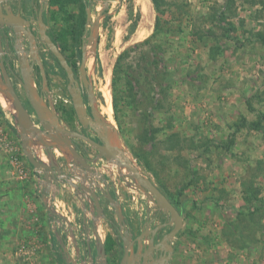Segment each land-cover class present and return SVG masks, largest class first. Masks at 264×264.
I'll return each mask as SVG.
<instances>
[{
  "label": "rangeland",
  "instance_id": "1",
  "mask_svg": "<svg viewBox=\"0 0 264 264\" xmlns=\"http://www.w3.org/2000/svg\"><path fill=\"white\" fill-rule=\"evenodd\" d=\"M157 1L160 12L151 0L91 1V20L99 13L102 17L97 45L86 54V70L101 108L106 78L112 105L111 79L117 57L153 33L152 42L159 46L158 51H148L150 46L135 48L123 62L131 67L129 71H139L144 65L141 53L150 52L151 59L158 61L153 77L159 85L150 87L143 75L135 74L139 81L132 83L136 93L133 99L123 92L124 82L120 81L121 128L113 118V109L110 118L100 111L117 130L123 148L139 171L169 199L179 202L183 223L174 239L177 250L171 264H264V0ZM142 3L147 5L146 15L141 11ZM59 16L62 18L54 24L58 29L69 23L64 20L66 15ZM156 18L159 26L155 32ZM78 44L67 43L66 52H70L73 62L79 58L70 49H78ZM64 79L62 71L52 68L46 98L53 104L58 96L65 98L61 92ZM142 91L148 96L147 103L152 97L162 102V107L154 111L147 106ZM128 101H133L131 108L126 106ZM11 111L10 103L0 93V264H65L64 255L71 248L59 241L68 230L62 207L70 210L67 216L71 233L73 227L78 236L82 233V217L85 230L98 228L103 240L111 235L102 215L107 204L102 201L104 208L99 211L94 201L84 204L85 190L91 191L102 181L110 185L117 199L122 189L128 191L133 200L124 205L131 218L153 206L124 179L121 173L126 172L121 168L119 171L115 164L103 168L99 163L85 179L79 171L72 174V168L66 167L63 173L68 181L74 178L72 175L79 176L78 182L73 180L81 186L83 195L59 180H52V189L45 188L42 170L38 177L17 178L13 175L12 156H18L25 168L31 166ZM28 113L34 125L32 111ZM148 113L156 132L145 142L138 119ZM256 122H260L257 127ZM28 149L32 157L57 169L61 168L56 162L58 157L64 156L68 164L73 161L65 146L52 152L33 140ZM4 170L8 171L6 176ZM15 185L21 190L14 202L18 211L7 200L8 191L13 193ZM43 195L47 205L42 203ZM248 195L250 204L245 200ZM257 206L260 211L255 212ZM110 208L107 212L112 216ZM242 211L254 216H241ZM51 222H59L60 226L53 228ZM93 223L96 225L91 227ZM76 247L82 254L88 251L82 241H77Z\"/></svg>",
  "mask_w": 264,
  "mask_h": 264
},
{
  "label": "flooded vegetation",
  "instance_id": "2",
  "mask_svg": "<svg viewBox=\"0 0 264 264\" xmlns=\"http://www.w3.org/2000/svg\"><path fill=\"white\" fill-rule=\"evenodd\" d=\"M81 1L83 3H86L87 5V7L85 8V22L83 24L81 34L80 35L74 34L76 38L78 36V40L80 44H78L79 45L78 49H75V48L70 49V51L74 52L76 58L78 56L79 58L78 62L71 61L69 57L70 52H66L67 50H64L62 45L60 44V41L56 39L55 34L58 32L56 33L52 32L50 29V25L48 22L49 15H48V12L46 11V6L48 5L49 0H46V1L45 0H33L31 2L33 5L31 12L29 14H25L23 13V11H21L23 14L20 13V15L24 17L25 19L32 21V25L30 26V31L35 37L34 39L35 51H29V41L27 38L26 39L24 38L23 46H22L23 51H18V50L17 51H1L0 50V63L3 64L8 74L9 80L13 86V90L17 98L20 100L21 104L26 108L27 111L29 109L32 111L33 118H34L33 120L34 126L43 131V127L40 125L39 121L37 120V117L35 116L34 111L30 107L28 103V99L25 97V94L22 88L20 75H19V62L22 61L23 57H25L26 60L29 62V65H31V77H32L33 84L36 90L38 91L39 95L45 100L47 106L53 110L56 116V120H57L56 124L60 128H62L65 132H68L64 134H60V133L56 134V133L49 132L51 136L55 137L57 135L59 139L58 141H52V140H48V141L55 145L56 144L59 145V143L61 144L70 143L71 147L82 158V160L85 161L87 165V167L84 168V167H81L80 164H78V167L76 166L75 170H73L74 168L71 169V172L72 174H76L79 171L80 176L83 179H85V178H89L88 174L93 173L97 170L99 163H102L101 165L104 168V167H107V164H113V162L107 161L104 157L100 155V151L94 145L89 143V142H92L93 144H96L98 146H101V147L104 146V142L101 136L98 134L99 132L98 130H100V125H99L100 122L102 120L107 121V118L103 117L104 114L103 112H101L102 108L99 104L97 94L95 93V90L90 81V78L87 75V70H86L87 61L85 65L87 85H85L81 79V73H80L81 48H82V45L86 43L87 35H88V31H86L85 29V25L87 23L86 10L89 9L90 11L92 0H81ZM71 4L72 6L74 5L77 7L76 12L75 13L73 12L72 14H69L67 12V14L69 17H71V20L74 23V19L76 15L78 14V4H74V3H71ZM15 6L17 8V0L11 1L10 8H13V7L15 8ZM3 9L4 8H2V13H3ZM39 14L41 15V19L43 23L46 25L45 34L55 44V46L60 51L62 56L65 58V60L67 61L68 65L70 66L73 72V77L75 81L77 82V87L79 89L78 91L81 96L82 104L85 110V120L87 122L86 125H82L76 116V113L74 111L73 104L71 101V97L67 89L68 80L66 78L64 70L61 68L58 61L53 56V54L48 50L45 44H43L40 36L38 35V24L36 21L39 17ZM100 15L102 17V13H100ZM75 30H78V29H74V31ZM67 37H68V41L71 42L69 36ZM68 46L69 45H67V47ZM33 58H37L38 61H36ZM72 63H74L75 66H73ZM55 67H57V69L62 71L64 74L65 84H64L63 91L61 92H63V94L65 95V98L58 96L59 99L56 100L55 103L53 104V102L48 97L46 98V95H48L47 93L51 89L52 81L50 80V76H51L52 68H55ZM42 70L44 72V77H45V82H46L45 87H43V83H42ZM0 75H1V70H0ZM94 126L99 127L97 128L98 130H95ZM50 149H52V152H54L53 150L55 148L50 147ZM56 162L60 165L61 171L59 173L57 171H54V173L52 172L48 173V178L51 177L53 178V180H57L58 175L64 174L63 172L66 170V167L69 163L65 159L64 156L62 158L58 157L56 159ZM53 168L55 169L56 167L54 166ZM72 177H74L73 179H76V181L79 180L78 175L76 177L72 175ZM81 177H80V180H81ZM65 178H66L65 179L66 182L65 180L63 182H65L68 186L72 187V189H75L78 194L82 193L83 190L81 186L75 185L76 183L73 179L72 180L70 179V181H68V177L66 176ZM149 180L153 183L151 179ZM132 186L134 187L133 184ZM79 189H81L82 191ZM122 191L123 192L121 193L119 192L121 194L120 199H117V196L114 195L113 189L110 187V185L103 181L100 182V184L98 185L95 184L91 191L87 192L85 190L86 198L88 200L84 198V200L86 201L84 202V204H87L88 202L90 204H93V202L91 201H94L96 203L97 211H99L100 208H104L101 206L102 201H104L107 204L106 209H103L102 215H103V218L107 222L106 225L107 227H109L108 230H110L112 233L111 235H106L102 242L103 264H120L121 260L124 257H125V260L123 264H171L176 254V250H177L174 239L177 237L182 226L180 230L176 233L173 239L163 240L166 234L169 233V231L173 228V224H170V225L167 224L169 221L168 214L155 208V206L153 205L151 207L148 206L147 209L144 210V213L142 215H136L135 217L131 218L132 216L130 217L127 215V210L129 209L128 207H125L126 205L124 204L125 203L128 204L129 200L131 201L133 200V198L129 196L128 191H126L125 189L124 190L122 189ZM159 191L167 198V200L175 207L178 213L182 216V223H183V215L179 209V205L172 203L169 197H167L160 189ZM125 197H126V200H125ZM115 199L117 201L119 200L118 201L119 205L117 202H115ZM97 200L98 202H100V205L97 202ZM147 201L150 202L148 199ZM112 202H115L116 204H112ZM148 202H146V205ZM110 205H111L110 213L112 216H110V214L108 213L109 212L108 209ZM97 211L95 212L96 214H97ZM118 214L121 218L120 221L118 218ZM103 218L101 220H103ZM80 219H81L80 227L82 226L80 231L84 233L85 228L83 226L85 222H84V219H82V217ZM93 225H96V224L93 223L91 227H93ZM92 232L93 231H88L89 235L92 236L93 234ZM75 233H76V230H75ZM107 237L111 238L113 242V246L106 251L105 243H106ZM123 238L124 239L126 238V242ZM124 243H126L125 246H124ZM89 244H90V248L88 249L92 251L91 255L95 259V257L97 258V246L98 245L93 240H90ZM124 247L127 249L126 254L124 252Z\"/></svg>",
  "mask_w": 264,
  "mask_h": 264
},
{
  "label": "water",
  "instance_id": "3",
  "mask_svg": "<svg viewBox=\"0 0 264 264\" xmlns=\"http://www.w3.org/2000/svg\"><path fill=\"white\" fill-rule=\"evenodd\" d=\"M10 1L11 0H0V27L7 29L5 32L3 30L4 33L1 34L3 39L7 38L6 41H8V44L10 46L7 47V45H5V48H7V51H17V50L23 51L22 49L23 40L24 38L25 39L27 38L29 41V51H35L34 49L35 37L30 31V26L32 25V21L25 19L20 14H13L10 11L11 9ZM2 8H4L3 13H2ZM86 13H87V18H86L87 23L85 25V29L86 31H88V35H87V43L83 44L81 48V66H80L81 79L85 85H87L86 72H85V65L87 61L86 54L88 51L94 50L97 45V31L101 19L100 13L94 21L91 20L89 9L86 10ZM36 22L38 24V35L40 36L43 44H45L48 50L53 54V56L56 58L59 65L65 72L66 78L68 80L67 89L71 97V101L76 116L82 125H86L87 122L85 120V110L82 104L81 96L78 91L79 89L77 87V82L73 77V72L70 66L68 65L67 61L65 60V58L62 56L60 51L55 46V44L45 34L46 25L43 23L40 14ZM87 47H89L88 50ZM33 59L38 61L37 58H33ZM0 70H1L0 93L3 96L12 99V104L15 111L14 116L16 122L19 125L20 136L23 138L22 147L24 151V156L27 159L29 165L35 169L42 170L43 177L46 180H48L49 172L54 173V171H57L59 173L61 171L60 169H56V168L54 169L53 164L47 165L39 161L35 157L31 156L28 147L30 146L31 148V144H33V140H36L39 144L45 147V150L49 149L50 147L62 148L63 146H65V150L69 151L71 156L73 157V161L71 163L75 167L79 163L81 167L86 168L87 165L85 161H83L82 158L75 152V150L71 147L70 143H66V144L59 143V145L58 144L55 145L52 143L50 144L45 143L43 137L52 141H58L59 139L57 135L53 137L49 134V132L56 134L58 133L64 134L68 132H65L62 128H60L56 124L57 120L53 110L47 106L45 100L39 95L38 91L36 90L31 77V65H29V62L26 60V58L23 57L22 61L19 62V75L22 83V88L25 97L28 99V103L30 107L34 111L35 116L37 117V120L39 121L40 125L43 127V131L35 127L31 122L30 115L28 111L24 108V106L21 104L20 100L17 98L13 90V86L9 80L8 74L2 63H0ZM42 83H43V87H45L46 82H45L43 70H42ZM99 125H100V130L97 129L99 127H95L96 125L94 127L95 130L99 131L98 134L101 136L104 142V146L101 147L96 144H93L92 142L89 143L94 145L100 151V155L104 157L107 161H112L113 164H115L118 167V169L119 167H124L127 172L126 174L121 173L124 179H127L129 182H131L137 190H139L143 195H145V197L155 206V208L168 214L169 221L167 224L168 225L173 224V228L169 231V233L166 234L163 240L173 239L182 226V216L178 213L175 207L167 200V198L159 191V189L139 171L138 167L133 164L131 158L125 157L126 150L123 148L118 132L113 126V124L109 123L106 120H102ZM46 209L50 215L53 214V211H51L49 207H46ZM118 218L120 221L121 218L119 214H118ZM124 240L126 242V238ZM97 242H98V254L101 257H103V245L99 241L98 237H97ZM60 244L63 246L61 241ZM125 244L126 243H124V246ZM124 252L125 254L127 252V249L125 247H124ZM124 260L125 257L121 260L120 264H123Z\"/></svg>",
  "mask_w": 264,
  "mask_h": 264
},
{
  "label": "trees",
  "instance_id": "4",
  "mask_svg": "<svg viewBox=\"0 0 264 264\" xmlns=\"http://www.w3.org/2000/svg\"><path fill=\"white\" fill-rule=\"evenodd\" d=\"M64 1L69 2V3L78 4V14L76 15V17L74 19V23L72 22L71 17H69L67 12L64 10V4H63ZM151 1L155 6V10L157 12H160L159 7H158V1L157 0H151ZM49 4H50V6H57L58 9L60 10V13H62L63 15H66L64 20L67 23L69 22L68 24L70 25V28H71L70 30H67V29L61 30L60 32L55 34L56 39L58 41H60V44L62 45L63 49L64 50L67 49V43H68V37L67 36H69L71 42H74V43L78 42L79 43L78 36L76 38V36H74V34L75 35L81 34L83 24L85 22V8L87 7L86 3H83L81 0H49ZM74 25H75V27H74ZM158 26H159V19L156 18L155 23H154L155 32L158 29ZM72 27H74V28H72ZM74 29H78L79 31L78 30L74 31ZM155 34L156 33H153L151 35V37L146 38L140 44H136L133 47H130V48L124 50L117 57L115 64L113 66L112 79H111L112 109H113V118H114L116 124L118 125V129H120L121 125H122L121 119L118 115V98H119L118 94L120 92V89H118V86H119L120 81L123 80V82H124L123 83V87H124L123 92H125V94L128 97L133 98V99L136 96V93H134V91H133L134 88L132 86V83L135 80L139 81L136 78L137 76L143 75L142 79L144 80L145 84L149 85L150 87L152 85H155V86L159 85V83L157 81V77H153V74H155L154 68L156 70L157 67H155V66H156L158 61L151 59L150 52H146V53L142 52L141 53V55H144L143 57H141L142 64H144V65H141V67L138 69L139 71H133V70L129 71V69L131 67H129V65L126 66L125 63H123L127 58H129L131 51H134L135 48H138L141 46L142 47L143 46H150V49L148 51H158V49H159L158 44L152 42V37H154ZM260 39H261V37H260ZM213 52L216 53V51H213ZM72 65L75 66L74 63H72ZM135 74L137 76H135ZM141 94L143 95L144 99H146V105L149 106L150 108H152L154 111H156L162 107V102H160L157 99L153 100L152 97L150 99V102L147 103L148 96L145 94L144 91H142ZM132 102H130V101L126 102V106L131 108V104H133ZM150 116H151V114L148 113L147 115L143 116L142 120L138 119V126L140 129V134H142V136H143L142 138L145 142L151 140V137L153 136L151 134L156 132V130L154 129V126L150 122V118H149ZM259 124H260V122L254 123V125L256 127L259 126ZM147 137H148V139H147ZM180 192L177 195L178 197L181 194ZM245 200L249 204L252 202L250 195H248ZM171 201H172V203H175L177 205L179 204L178 200H172L171 199ZM258 211H260V209L257 206V208L255 209V212H258ZM262 212L264 213V211H262ZM239 214L241 216H245L248 218H249V216L251 218L254 216L253 213H250V212L245 213V211L239 212ZM261 226H262V229L264 230V225H261ZM112 246H113V242H112L111 238L107 237L106 243H105L106 251L108 249H110Z\"/></svg>",
  "mask_w": 264,
  "mask_h": 264
},
{
  "label": "built area",
  "instance_id": "5",
  "mask_svg": "<svg viewBox=\"0 0 264 264\" xmlns=\"http://www.w3.org/2000/svg\"><path fill=\"white\" fill-rule=\"evenodd\" d=\"M0 141H3V139L0 138ZM10 160H11V166L14 169V171H13L14 174L13 175H15L17 178H19L21 180L26 179V178H30L34 174L37 175V177H38V175L40 174V169H35V168H32V167L25 168L22 165L21 159L18 156H12L10 158ZM69 167L73 169L75 166L72 163H70V164L67 165V168H69ZM65 177H66L65 174L58 175L57 176V180L62 182V181H64L66 179ZM65 182H66V180H65ZM47 203H48V201H47ZM47 203H46V205H47ZM53 205H54V207L56 209H58L57 205H55V204H53ZM61 211H63V213L61 212V214L65 215L67 217L65 226L68 229L67 230L65 228V226H64V228L67 230V232L64 231V233H63L64 237H60L59 238V241H61L62 244L66 245L67 247H70L72 250L74 249V251H75L76 241H82L86 248H90V244H89L90 240L95 241L96 244L98 245L97 237H98V239H99V241L101 243L103 242V239L101 238L100 233L98 231L97 232H92L93 233L92 236L89 235L88 232L81 233L78 236L75 233L76 228L73 227L74 231L71 233V231H70L71 230V226L69 224L70 218L67 216V212H70V210L68 208L63 209V207H62ZM56 226H60V223L59 222H51V227L56 228ZM76 255L77 256L75 257L76 260L74 261V264H103V257H101L98 254V246H97V261L91 255V252L89 251V249H88L87 253H84L82 255L76 253Z\"/></svg>",
  "mask_w": 264,
  "mask_h": 264
},
{
  "label": "crops",
  "instance_id": "6",
  "mask_svg": "<svg viewBox=\"0 0 264 264\" xmlns=\"http://www.w3.org/2000/svg\"><path fill=\"white\" fill-rule=\"evenodd\" d=\"M11 1H13V0H11ZM10 1V2H11ZM33 0H17V8H16V6H15V8L13 9V8H11L10 10H11V12H13L14 14H23V13H25V14H29L30 12H31V9H32V2ZM46 1V0H45ZM22 6V7H21ZM23 8V9H22ZM76 9H77V7L76 6H72V4H65L64 5V10L65 11H67L69 14H72L73 12L75 13L76 12ZM21 11H23V13L21 12ZM46 11L48 12V15H49V17H48V22H49V25H50V29H51V31L52 32H59V31H61V30H65V29H67V30H70L71 28H70V25H65L64 26V28L62 29V28H60V29H58V28H55V19L56 20H60L62 17L61 16H59L60 15V10L58 9V7L57 6H50V4L48 3V5L46 6ZM3 30H4V32L7 30L6 28H1L0 27V47H1V51H7V48H5V45H7V47H10L9 46V44H8V41H6L7 40V38H5V39H3V37H2V34L1 33H4L3 32ZM5 40V41H4ZM76 168L74 167V169L73 170H75ZM8 171L7 170H4V172H3V176H6L8 173H7ZM5 178V177H4ZM0 180H2V178L0 179ZM3 180H5V179H3ZM44 184H45V188H48V189H52V180H53V178H48V180H46L45 178H44ZM54 181V180H53ZM55 182V181H54ZM54 184V183H53ZM21 185V184H20ZM13 188V193L12 192H10V191H8V194H7V200L8 201H12V203H14L15 202V200L18 198V194L21 192V190L19 189V187L17 188V185H15V186H13L12 187ZM17 190V191H16ZM14 192H16V194L14 193ZM11 195H14L13 197L11 196ZM18 195V196H17ZM9 197H11L12 199L10 200L9 199ZM41 200H42V203L44 202L45 203V201H46V198H44V195L41 197ZM12 203H10V202H8V205H10V204H12ZM13 206H12V209H14V210H17V208H18V206H15V203L14 204H12ZM18 211V210H17ZM84 213V212H83ZM84 216H86V213H84L83 214ZM99 232L100 233V231H99V229L97 228V229H95V230H93V232ZM85 232H88L87 230H85ZM56 236V235H55ZM100 236H101V238L103 239V235H101V233H100ZM77 248V249H76ZM88 249V248H87ZM87 252V251H86ZM76 253H78V254H80V255H82V253H81V251L79 252V249H78V247H76L75 246V251H74V249L72 250V249H68L67 250V254L66 255H64V262H65V264H74V261L76 260ZM91 253H92V251H91ZM83 254H84V252H83ZM68 256V257H67ZM67 257V258H66ZM95 259H96V261H97V258L95 257ZM98 263V262H97Z\"/></svg>",
  "mask_w": 264,
  "mask_h": 264
},
{
  "label": "bare ground",
  "instance_id": "7",
  "mask_svg": "<svg viewBox=\"0 0 264 264\" xmlns=\"http://www.w3.org/2000/svg\"><path fill=\"white\" fill-rule=\"evenodd\" d=\"M137 1H138V0H137ZM140 6H141V5H140ZM146 6H147V5H145L144 3H142L141 11H142V13H144L145 15L148 14V9H147ZM144 23H145V22H144ZM143 29H145V28H143ZM105 82H106L105 85L102 86V87H103V90H102V97H103V100H104V105H102V110H103V112L105 113V115H106L108 118H110V117H111V114H112V105H111V95H110L109 90H108V88H107V87H109V86H108V78L105 79ZM100 90H101V89H100ZM6 99H7V101H8V102L10 103V105H11V109H12L11 114H14L15 111H14V108H13L12 99L7 98V97H6ZM107 121H108L109 123H111L108 119H107ZM111 124H112V123H111ZM125 157L129 158V155H128L127 153H125ZM42 161H43V159H42ZM44 162H45V160H44ZM119 168L123 169V170L126 172V170H125L124 167H119ZM126 173H127V172H126Z\"/></svg>",
  "mask_w": 264,
  "mask_h": 264
}]
</instances>
